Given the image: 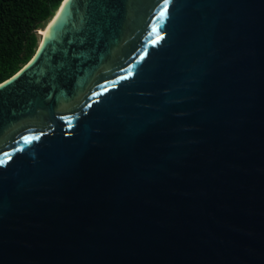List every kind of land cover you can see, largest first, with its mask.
Returning a JSON list of instances; mask_svg holds the SVG:
<instances>
[{"label": "water", "instance_id": "95a60500", "mask_svg": "<svg viewBox=\"0 0 264 264\" xmlns=\"http://www.w3.org/2000/svg\"><path fill=\"white\" fill-rule=\"evenodd\" d=\"M36 33L0 264H264V0H61Z\"/></svg>", "mask_w": 264, "mask_h": 264}, {"label": "trees", "instance_id": "16d2710c", "mask_svg": "<svg viewBox=\"0 0 264 264\" xmlns=\"http://www.w3.org/2000/svg\"><path fill=\"white\" fill-rule=\"evenodd\" d=\"M61 0H0V82L33 54L36 30L44 26Z\"/></svg>", "mask_w": 264, "mask_h": 264}, {"label": "snow or ice", "instance_id": "6c2138e0", "mask_svg": "<svg viewBox=\"0 0 264 264\" xmlns=\"http://www.w3.org/2000/svg\"><path fill=\"white\" fill-rule=\"evenodd\" d=\"M160 15H161V16H164V12H161ZM157 39H159V37H157Z\"/></svg>", "mask_w": 264, "mask_h": 264}]
</instances>
